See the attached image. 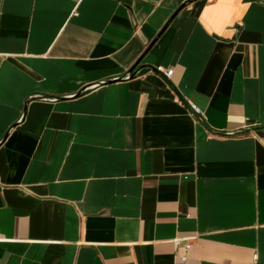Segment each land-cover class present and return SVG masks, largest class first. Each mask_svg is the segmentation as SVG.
Masks as SVG:
<instances>
[{
    "label": "crops",
    "instance_id": "0c3cea01",
    "mask_svg": "<svg viewBox=\"0 0 264 264\" xmlns=\"http://www.w3.org/2000/svg\"><path fill=\"white\" fill-rule=\"evenodd\" d=\"M0 264H264V0H0Z\"/></svg>",
    "mask_w": 264,
    "mask_h": 264
},
{
    "label": "built area",
    "instance_id": "2783aa9c",
    "mask_svg": "<svg viewBox=\"0 0 264 264\" xmlns=\"http://www.w3.org/2000/svg\"><path fill=\"white\" fill-rule=\"evenodd\" d=\"M156 70L161 73L165 78H170V76L172 75L173 73V69L171 67H165L163 65H157L156 66ZM191 109L195 112V113H199V110L198 108L194 105V104H191L190 105ZM182 239L181 238H175L174 239V243L175 245H180ZM190 244L187 243L184 245L185 249L187 250L189 248ZM183 260H185V257L182 258Z\"/></svg>",
    "mask_w": 264,
    "mask_h": 264
},
{
    "label": "water",
    "instance_id": "95a60500",
    "mask_svg": "<svg viewBox=\"0 0 264 264\" xmlns=\"http://www.w3.org/2000/svg\"><path fill=\"white\" fill-rule=\"evenodd\" d=\"M135 73H136V71H134V69L131 68L128 71H126L123 75L117 77L116 79H107V80L99 81V82H97V83H95L93 85H88V86L84 87L83 89H81L80 91H78L77 93H75L73 96L79 95L80 93H82L84 90H86L90 86H95V85H98V84L108 83V82H111L113 80L127 79V78L132 77ZM55 98H61V97H55Z\"/></svg>",
    "mask_w": 264,
    "mask_h": 264
}]
</instances>
